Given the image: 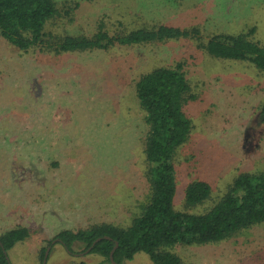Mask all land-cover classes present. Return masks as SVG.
I'll list each match as a JSON object with an SVG mask.
<instances>
[{
    "label": "rangeland",
    "instance_id": "rangeland-1",
    "mask_svg": "<svg viewBox=\"0 0 264 264\" xmlns=\"http://www.w3.org/2000/svg\"><path fill=\"white\" fill-rule=\"evenodd\" d=\"M69 1L80 2L75 19L59 18L48 30L91 36L104 21L110 34L161 23L199 33L57 55L23 53L0 38V234L19 226L31 233L9 250L13 264H42L48 247L46 264H112L83 246L70 253L47 241L103 222L126 227L142 212L148 125L134 84L155 68L183 64L195 96L184 107L190 137L174 158L175 209L204 213L238 175L264 171V72L205 49L215 34L254 26L251 38L264 45V0ZM197 180L211 185V196L188 207L185 191ZM172 251L183 264H264V224ZM127 263L152 261L139 252Z\"/></svg>",
    "mask_w": 264,
    "mask_h": 264
},
{
    "label": "trees",
    "instance_id": "trees-1",
    "mask_svg": "<svg viewBox=\"0 0 264 264\" xmlns=\"http://www.w3.org/2000/svg\"><path fill=\"white\" fill-rule=\"evenodd\" d=\"M79 7L80 2L69 0L62 5L55 0H0V38L23 53L57 55L196 38L199 33L197 28L161 23L110 34L104 21L91 36L61 35L48 30V24L59 18L73 21ZM255 31L256 26L238 34H215L206 42L205 49L214 57L248 62L264 72V45L251 38ZM134 90L148 125L144 153L149 191L142 212L126 227L103 222L86 229L61 230L47 241L48 245L60 243L70 253H74V246H83L84 250L91 247L90 252L112 263L110 252L117 242L113 253L117 264L131 261L139 252L148 254L152 264H183L182 257L172 251L176 245L215 243L264 224V171L238 175L225 194L204 213L175 209L174 158L190 137L192 122L184 107L195 96L181 63L143 73ZM259 118L264 125V104L259 109ZM211 190L206 181L192 182L185 191L186 205L203 204L211 196ZM30 235V230L22 226L0 234V264H13L9 250ZM97 238L100 240L94 244ZM45 250L41 252L42 260Z\"/></svg>",
    "mask_w": 264,
    "mask_h": 264
},
{
    "label": "water",
    "instance_id": "water-1",
    "mask_svg": "<svg viewBox=\"0 0 264 264\" xmlns=\"http://www.w3.org/2000/svg\"><path fill=\"white\" fill-rule=\"evenodd\" d=\"M107 238H108V237H107ZM99 240H100V238H97V240L94 242V244H95L97 241H99ZM94 244H93V245H94ZM117 245H118V243L116 242V245L114 246V248H113V249L111 250V252H110V260H111V262H112L113 264H117V263L114 261V259H113V253H114V250L116 249ZM49 248H50V247H48L47 250H46V252H45V256H44V258H43V262H42V264H46V260H47V257H48ZM90 249H91V247H90L89 249H87V252L90 251ZM123 264H128V263H123Z\"/></svg>",
    "mask_w": 264,
    "mask_h": 264
}]
</instances>
